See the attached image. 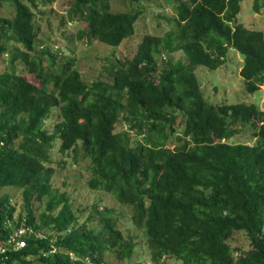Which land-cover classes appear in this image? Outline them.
<instances>
[{"label": "trees", "instance_id": "trees-1", "mask_svg": "<svg viewBox=\"0 0 264 264\" xmlns=\"http://www.w3.org/2000/svg\"><path fill=\"white\" fill-rule=\"evenodd\" d=\"M54 1H0L11 13L0 15V55L9 63L0 72V190L17 187L22 202L0 198V246L23 222L34 230L22 235L24 247L0 255V264L130 260L138 231L156 264H264V110L210 104L195 74L199 65L220 67L233 47L244 56L247 89L264 84V32L239 22L243 0H175L176 15L166 17L173 27L145 33L133 57L110 66L109 82L91 84L59 49L38 51L34 9ZM111 1L72 0L68 20L84 21L79 38L87 44L119 46L135 33L140 10L114 12ZM175 51L186 61L163 53L157 65L158 54ZM120 121L127 127L116 132ZM248 124L255 142H230L241 132L237 125ZM56 144L76 155L80 145L91 161L88 188L131 206L130 217L94 203L82 218L52 181ZM237 231L249 237L246 248L231 246Z\"/></svg>", "mask_w": 264, "mask_h": 264}, {"label": "rangeland", "instance_id": "rangeland-1", "mask_svg": "<svg viewBox=\"0 0 264 264\" xmlns=\"http://www.w3.org/2000/svg\"><path fill=\"white\" fill-rule=\"evenodd\" d=\"M5 3V0H0ZM258 5L255 7V0H243L241 11L238 15L240 23L251 29L262 30L264 32V0H257ZM72 0H55L54 2L45 3L39 6L35 11V23L39 30L38 51L45 49L60 50L68 58H73L75 67L80 71L82 78L88 84L97 80L110 81L109 69L118 59H130L137 50V45L143 39L145 33L164 35L173 26L166 17L176 15L174 2L169 0H142L140 3H134L131 0H112L111 6L114 12H132L140 10L141 15L135 23V33L128 39H125L119 46H112L101 41H95L87 44L85 39L79 38V33L84 32V21L77 20L71 22L68 20L67 9ZM0 15L10 16L11 13L0 7ZM235 23H233L234 25ZM163 53L172 57L174 61H186L185 55L181 51L173 53L162 52L157 56V65L162 67L164 58ZM47 62L46 53L43 54ZM225 62L216 69L199 65L195 74L200 83L205 99L213 105H225L235 103H255L261 110H264V84L260 85L258 92L251 93L243 79L240 71L244 63V56L235 48L230 47L225 57ZM9 63L7 55H0V72L7 69ZM20 72L26 74L27 68L19 66ZM31 78V75L27 76ZM55 112L52 118L47 121L46 127L51 129L55 122ZM179 122L184 125V118ZM241 132L237 133L230 142L249 143L255 142L256 137L253 134L254 129L250 124L237 125ZM124 121H120L116 126V132L126 129ZM183 127V126H182ZM60 142V141H59ZM179 142L172 138L168 145L172 148L178 146ZM56 148L52 153L51 166L55 169L53 183L61 191H66L71 197L73 207L80 210V216L86 218L91 213V205L97 203L99 209L114 208L117 212H122L129 216L132 214V207L121 206L110 194L103 191H95L88 188L86 181L91 177L89 169L90 157L84 156L81 146L78 145L77 155L73 150L66 153H60ZM7 193L9 199L21 205L18 196L17 187L10 189H1L0 198ZM40 202L34 201V206L38 211ZM22 208V207H21ZM20 211V210H19ZM134 232V228H132ZM138 246L134 256L130 260H119L115 255H108L109 264H156L150 255L146 244V236L143 232H137ZM232 247L246 248L250 239L245 232L237 231L229 240ZM159 264H180L175 259H168Z\"/></svg>", "mask_w": 264, "mask_h": 264}, {"label": "built area", "instance_id": "built-area-1", "mask_svg": "<svg viewBox=\"0 0 264 264\" xmlns=\"http://www.w3.org/2000/svg\"><path fill=\"white\" fill-rule=\"evenodd\" d=\"M25 224L26 223L23 222L21 227H16L13 232L10 233L6 239V243L0 246V255H3L12 249L18 250L26 245L27 242L21 238L22 235L28 232V230L30 233H34V230L32 228L26 227ZM35 234L37 236L40 235L39 232H35Z\"/></svg>", "mask_w": 264, "mask_h": 264}]
</instances>
